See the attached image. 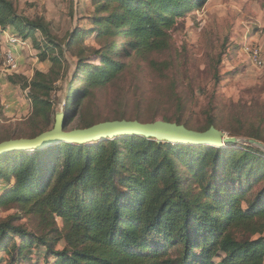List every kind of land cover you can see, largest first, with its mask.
Segmentation results:
<instances>
[{
  "label": "trees",
  "instance_id": "1",
  "mask_svg": "<svg viewBox=\"0 0 264 264\" xmlns=\"http://www.w3.org/2000/svg\"><path fill=\"white\" fill-rule=\"evenodd\" d=\"M205 3L105 0L103 10L114 6V12L100 26L103 35L114 42L129 33L131 41L126 50L139 55L163 52L169 47V32L176 18ZM0 29L23 40H34L36 32L48 35L43 21L18 15L11 0H0ZM81 38L77 36L73 42ZM114 47L113 43L101 56L98 66L79 62V70H84L86 77L79 72L69 87L79 78L86 87L69 93L71 113L73 92L77 94L73 105L80 108L93 87L105 85L125 69V63L119 61L123 55L119 56ZM47 59L43 53L40 61ZM53 61L58 63L57 59ZM19 77L14 75L9 81L17 84L15 79ZM48 77L36 71L24 88L30 91L34 125L42 120L43 126L31 134H0V143L33 139L54 127ZM72 121L68 114L66 129ZM211 127H216L213 121L207 130ZM239 146L210 149L125 137L93 146L60 143L41 151L2 156L0 181H14V185L0 198V207L16 206L27 217L38 220L39 229L29 232L0 222V253L11 264H34L39 260L43 264H264V190L247 202L246 194L241 197L230 192L229 184L237 181L232 173L223 180L216 175L231 168L235 172L244 170L245 166L233 164L234 150L242 149L236 148ZM253 150L248 147L241 152L242 158L255 159L250 164L256 169L247 175V192L252 188V178L264 179V153L256 150L258 154H254ZM182 166L188 167V175L200 183L201 193L192 185L186 187V178L180 174ZM212 168L215 170L210 174ZM210 175L217 176L218 183L205 184ZM57 219L62 221V228ZM242 229L248 238L239 240ZM60 244L62 250L57 248ZM216 259L221 261L217 263Z\"/></svg>",
  "mask_w": 264,
  "mask_h": 264
},
{
  "label": "rangeland",
  "instance_id": "2",
  "mask_svg": "<svg viewBox=\"0 0 264 264\" xmlns=\"http://www.w3.org/2000/svg\"><path fill=\"white\" fill-rule=\"evenodd\" d=\"M11 1L18 15L43 21L48 35L36 32L35 39H28L27 45L22 40L17 73L22 65L33 76L15 79L21 88L22 104L13 105V100L6 101V96L0 93L1 135H20L17 131L31 134L43 126L42 120L37 121L38 126L34 125L30 91L24 89L36 71H41L49 76L50 102L55 112L53 123L57 115L70 114L73 121L68 131L87 123L127 119L178 121L193 131L203 132L213 121L227 137L258 139L264 145V66L253 65L244 50L245 45L254 47L264 63V0H206L202 7L176 18V24L169 32L168 49L146 51L140 55L126 50L131 41L129 33L125 32L123 38L115 42L103 35L100 25L114 12V6L106 12L103 10L105 0ZM96 19L100 20L97 24ZM77 36L82 38L75 43L73 39ZM113 43L117 54L123 55L119 61L125 63V69L105 85L93 87L80 108L73 105L77 95L73 92L71 113L67 105L69 93L86 87L85 82H80L81 78L71 89L69 87L79 77V72L86 77L84 70H79V62L100 65L101 56ZM43 53L48 56L45 62L40 61ZM240 147L241 150H234L237 153L233 154V164L245 166L244 170L235 172L231 168L227 173L216 175L220 174L223 180L232 173L237 181L229 184L230 192L241 197L246 194L244 200L250 202L264 190V179L252 178L251 192H247V175L252 168L256 169L250 164L255 159L242 158L241 152L248 147L255 149L254 154H258L256 150L263 153L264 150L251 145L236 148ZM214 170L212 168L210 174ZM180 174L186 178V187L192 185L197 193H201L203 189L193 176L188 175V167L182 166ZM217 176L210 175L205 184L218 183ZM13 185L14 181H0V198ZM247 207L245 204L244 208ZM0 222L24 227L29 232L39 229V221L27 217L16 206L11 209L0 207ZM57 223L63 227L60 219ZM238 238H248L244 229L238 232ZM57 248L62 250L63 245ZM40 261L34 264H43ZM215 261L219 263L221 259ZM0 264H11L3 253H0Z\"/></svg>",
  "mask_w": 264,
  "mask_h": 264
},
{
  "label": "water",
  "instance_id": "3",
  "mask_svg": "<svg viewBox=\"0 0 264 264\" xmlns=\"http://www.w3.org/2000/svg\"><path fill=\"white\" fill-rule=\"evenodd\" d=\"M68 114H59L54 127L33 139H15L0 143V157L16 152H34L55 144L93 146L125 137H141L157 143L194 147L225 149L230 146L251 145L264 150V145L255 140L227 137L225 132L211 127L205 132L193 131L184 125L158 120L153 123L116 120L106 121L85 129L68 131Z\"/></svg>",
  "mask_w": 264,
  "mask_h": 264
},
{
  "label": "crops",
  "instance_id": "4",
  "mask_svg": "<svg viewBox=\"0 0 264 264\" xmlns=\"http://www.w3.org/2000/svg\"><path fill=\"white\" fill-rule=\"evenodd\" d=\"M12 36H14V35H12L9 30L0 29V93L2 94V96H6V97H4L6 99V101L13 100L14 104L13 103L12 104L13 105L16 104L18 106L17 102H20L19 104H22V101L20 99V96L22 98V95H20V92H19L21 90V88L16 84H12L9 81V77H13L14 75H12V74H16L17 76H23V77L30 79V77L33 76V74L32 73L30 74V72H27L25 69H23L24 67L22 65H21L22 69L21 70L19 69L20 72H18V73L17 72L16 73L4 72L5 71V69H4V61L5 60H3V59H5V58H3V57L5 56L4 53L6 51H9L11 48V46L9 44V37H12ZM23 41H24L25 45L28 44L27 40H23ZM21 49L22 48H20V50H18L16 53V56H18V59L21 55L20 53H22Z\"/></svg>",
  "mask_w": 264,
  "mask_h": 264
},
{
  "label": "built area",
  "instance_id": "5",
  "mask_svg": "<svg viewBox=\"0 0 264 264\" xmlns=\"http://www.w3.org/2000/svg\"><path fill=\"white\" fill-rule=\"evenodd\" d=\"M9 44L11 46L10 50L5 54L4 69L6 73H15L18 71V63L16 53L20 48H22V39L12 36L9 37ZM245 53L249 56L253 65L257 67H263L264 63L260 59L258 50L254 49L252 46L245 45Z\"/></svg>",
  "mask_w": 264,
  "mask_h": 264
}]
</instances>
